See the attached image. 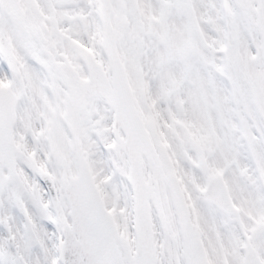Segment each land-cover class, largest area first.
I'll use <instances>...</instances> for the list:
<instances>
[{
  "label": "snow or ice",
  "instance_id": "1",
  "mask_svg": "<svg viewBox=\"0 0 264 264\" xmlns=\"http://www.w3.org/2000/svg\"><path fill=\"white\" fill-rule=\"evenodd\" d=\"M0 264H264V0H0Z\"/></svg>",
  "mask_w": 264,
  "mask_h": 264
}]
</instances>
